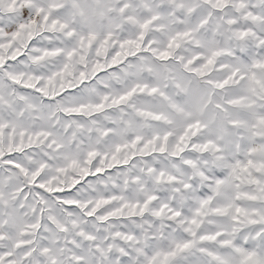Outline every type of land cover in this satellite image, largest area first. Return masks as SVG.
Returning a JSON list of instances; mask_svg holds the SVG:
<instances>
[{
	"label": "snow or ice",
	"instance_id": "obj_1",
	"mask_svg": "<svg viewBox=\"0 0 264 264\" xmlns=\"http://www.w3.org/2000/svg\"><path fill=\"white\" fill-rule=\"evenodd\" d=\"M0 264H264V0H0Z\"/></svg>",
	"mask_w": 264,
	"mask_h": 264
}]
</instances>
